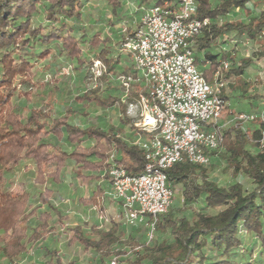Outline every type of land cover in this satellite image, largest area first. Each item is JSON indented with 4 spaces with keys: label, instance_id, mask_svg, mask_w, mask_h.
<instances>
[{
    "label": "trees",
    "instance_id": "16d2710c",
    "mask_svg": "<svg viewBox=\"0 0 264 264\" xmlns=\"http://www.w3.org/2000/svg\"><path fill=\"white\" fill-rule=\"evenodd\" d=\"M92 1L99 0H0V258L9 264H23L21 257L31 247L58 233L56 242L64 234L68 246L80 245L84 252L92 251L95 264H109L110 260L128 254L122 259L126 264H264V144L256 141L262 136L264 123L261 128L251 129V134L236 126L223 131V158L227 167L234 177L243 174L250 179V186L236 182L221 187L209 179L205 165L189 161L167 169L171 187L182 186V203L173 201L169 210L157 218L155 240L145 241L141 234L124 238L122 223L114 220L107 229L91 226V234L80 224L66 226L67 217L52 201L54 191L50 184H62L70 165L75 179L90 181L100 178V173L108 169L113 152L119 154L116 162L130 174L141 173L146 162L143 149L124 140V130L119 124L98 123L106 114L90 118L87 124L79 118L71 121L75 113L89 117L87 110L91 105L97 110L113 109L120 95H103L92 85L73 95L76 109L68 107L62 113L54 106L59 84L66 78L60 77L66 67L59 59L60 54L76 62L77 72H83L93 60H101L107 69L102 76L105 80L111 81L109 76L115 74L117 78L121 73L136 77L135 69L116 70L120 58L114 57V53L122 52L121 45L133 28H126L123 33L119 30L115 34L117 39L99 32L90 35L84 7ZM100 1L116 16L121 29V22L129 14L130 0ZM133 1L138 2L135 13H139V18L143 8L166 0ZM196 2L193 17L209 19L192 43L196 62L201 60L199 53L206 51L204 59L216 67L222 59L231 61L226 77L251 71L253 58H264V0ZM40 16L45 22H38ZM47 23H59L60 27ZM260 37L263 39L251 57L237 60L234 49L222 54L215 50L220 42L230 38L236 44L255 42ZM40 60L47 61V69L55 65L56 73L37 80L36 66ZM21 84L29 89H21ZM141 92H145L143 86L134 82L129 100ZM67 94H72L69 86ZM21 97L28 103L20 104ZM126 107L120 102L122 116L115 117L135 133ZM111 114L114 116L113 111ZM250 142L253 150L247 148ZM214 153H210L211 158ZM21 161L35 164L34 182L44 186L38 195L12 187L15 180L8 176ZM102 194L99 187L88 200H82L96 206ZM198 203L201 206H195ZM100 210L103 213L104 208ZM243 232L254 234L258 240L261 254L258 259L238 260L239 251L245 249ZM41 246L42 264H66L57 243Z\"/></svg>",
    "mask_w": 264,
    "mask_h": 264
},
{
    "label": "built area",
    "instance_id": "2783aa9c",
    "mask_svg": "<svg viewBox=\"0 0 264 264\" xmlns=\"http://www.w3.org/2000/svg\"><path fill=\"white\" fill-rule=\"evenodd\" d=\"M196 8V0H166L143 8L121 45L136 70V77L121 73L116 78L124 93L126 115L136 129L129 142L143 149L146 162L141 173L130 174L116 162L113 152L105 174L111 184L110 196L122 204L125 224L135 226L151 218L149 239L155 221L173 203L167 169L185 161L208 165L210 153L222 146L226 127L236 126L249 133L250 127L261 128L264 123V98L245 112L232 109L222 94L228 83L229 59H222L215 68L213 83L199 68L192 43L209 19L193 17ZM92 68L99 77L107 72L101 60H93ZM134 82L145 92L129 100ZM256 141L264 144V130Z\"/></svg>",
    "mask_w": 264,
    "mask_h": 264
},
{
    "label": "rangeland",
    "instance_id": "374dc122",
    "mask_svg": "<svg viewBox=\"0 0 264 264\" xmlns=\"http://www.w3.org/2000/svg\"><path fill=\"white\" fill-rule=\"evenodd\" d=\"M127 1V0H126ZM130 4L128 3L127 8L128 17L127 20L121 22V29H120V22L117 20L116 16L111 14L109 7H107L102 1H92L88 2L85 7V14L89 18V23L87 24V28L89 34L92 35L93 33L99 32L105 36H111L114 39H117L115 34L118 33L119 30L123 33L126 28H134L138 21V14L135 13V9L137 8V1L130 0ZM133 3V4H132ZM238 13H235L237 16ZM45 22L43 16L38 17V22ZM48 24V23H47ZM55 26L57 28L60 27V24H48ZM110 25L111 28L106 29V26ZM120 35V34H118ZM263 37L258 38L257 41H249L248 43L238 42L235 44L236 40L230 38L226 40V42H220V44L215 47V50L222 54L226 50H233L234 49V56L236 59H240L242 57L252 56L253 53L256 51L257 47L261 43ZM61 61L65 62V68H63L62 72L60 73V77L63 75L66 78H62L61 83L59 84V93L55 99L56 101V108L60 112H65L66 108L70 107L71 109L74 108L72 103V97L74 93H79L83 89L87 87H91L94 84H97V87L100 89V92L103 95L107 93L110 94H119V86L117 82L113 80L112 76H109L110 80H105L102 77L97 75L96 70H93L92 64L85 65L83 72L76 71V62L68 59L65 54L58 55ZM119 56L120 62L117 65L116 70L123 72V68L127 69H135L134 63L131 57L126 52H116L114 53V57ZM253 69L247 72L244 75H231L227 77V85L222 88V94L227 96L231 108L236 111H251L253 108L257 106L256 100L264 98V58L254 57L253 58ZM47 61L40 60L36 66V77L37 80H42L45 77H49L51 74H55L57 68L53 65L50 69L45 67ZM198 66L202 68L203 63L198 59L197 62ZM204 70V68H203ZM81 73V74H80ZM97 75V76H96ZM115 74H113L114 76ZM205 78L209 82H214V78L209 73V71H205ZM72 85L73 89L72 95L67 94V86ZM21 89H29L27 85H20ZM19 103L25 105L28 103L26 99L19 98ZM75 109V108H74ZM80 112V110L78 111ZM87 113L89 114V118L100 115L102 111L98 112L94 106H89ZM77 114V113H75ZM107 117V115H106ZM113 116H111L112 118ZM80 119L81 122L87 123L89 121L88 117H83L82 114H78V116L71 117V121L73 119ZM111 118H108L111 120ZM251 134V127L249 128ZM249 149H254L253 142H250L247 146ZM225 151V146H222L214 153L211 158V161L208 165H205V169L207 171V175L210 180H214L220 185L221 187H227L236 182L242 183L245 187L251 185L250 179H248L245 175L240 174L237 177H234L232 170L227 167L226 160L223 158V154ZM26 165V162L22 161L19 165L14 166L11 169V172L8 177L11 179L16 180V186L20 187V185L25 186L31 193L34 195H38L43 189L44 186H38L33 183V179L35 177L34 173V166H29V169L24 170L23 167ZM74 177L70 173V167L66 169V180L62 185H54L53 189L55 190L54 197L52 198L53 203L55 206L59 208L63 213H65L69 217V223L71 225L74 224H81L83 223L86 227V230H89V226L94 223L99 222V217L102 215L99 206L93 205H86L82 202L81 198L85 197L88 198L91 193L96 189L99 181H91V182H84L82 180H78L74 185L71 184V177ZM14 186V185H13ZM174 190V197L173 201H178L182 203V186L177 185L173 187ZM105 209L103 210L104 214L107 213L112 217L115 216V219H123V212L120 213L119 208L115 205V202L107 200L104 201ZM195 206H201V203L196 204ZM212 212V210H210ZM103 214V215H104ZM125 232L127 234L134 233V234H141L142 238L145 241L155 240L158 235L157 232L154 231L153 238L149 239L148 232L149 229L147 227L143 231H133L132 228L127 227L124 225ZM146 230V231H145ZM139 232V233H138ZM61 233V232H60ZM244 237L245 249L239 251L238 260L241 262H247L250 258L258 259L260 254V247L259 242L255 238L254 234L251 233H242ZM59 236L58 233L50 234L46 237L45 240L41 241L40 243L36 244L35 246L31 247L29 251L21 257V262L23 264H42L43 262V249L41 245L49 244V243H56L55 238ZM60 238L58 239L59 242L57 243L58 248H60L63 256L64 262L68 264L72 261L73 264H95L96 259L94 255L91 253L92 251H87L86 253L82 251L81 246L76 247H68L66 246V241L64 234H60ZM127 236L124 235V238ZM127 251L130 250L128 246H125ZM139 249L137 248L136 251ZM123 256L122 258L112 259L109 261V264L115 261L114 264H126L125 259ZM0 264H9L4 259L0 258Z\"/></svg>",
    "mask_w": 264,
    "mask_h": 264
},
{
    "label": "crops",
    "instance_id": "0c3cea01",
    "mask_svg": "<svg viewBox=\"0 0 264 264\" xmlns=\"http://www.w3.org/2000/svg\"><path fill=\"white\" fill-rule=\"evenodd\" d=\"M141 17V16H140ZM140 17L138 18V21H139V19H140ZM137 21V22H138ZM106 29H109V26H106ZM205 53H206V51H204V52H200L199 53V57L201 58V62L203 63V66H202V68L199 66V68L202 70V72L204 73V75H205V71H209V73H211V75L213 76V73H214V70H215V68H216V65L215 64H213V62H211V61H209V60H205L204 59V57H205ZM234 54V53H233ZM220 58H218V60H219ZM203 68H204V70H203ZM131 70V69H130ZM113 78V80L114 81H116L117 82V85L119 86L120 84H119V82H118V80L115 78V76H113L112 77ZM69 87H70V89H73V87H72V85H68ZM119 94L118 95H120V97H121V99H120V101L119 102H117L115 105H114V107H113V109H107V110H99L98 109V112L100 111H102V113L100 114V115H95V116H93V117H91V118H94V117H96V116H101V115H104V114H106L107 115V117H106V115H105V119L104 118H102V119H99L98 120V123H100V124H103V125H108L109 123H111V124H119L120 125V127L124 130V133H123V138H124V140L127 142V143H130L129 142V139H134L135 138V133H132V131H131V128L129 127V125H125V126H123L122 124H120V122L117 120V118L115 117V115H119V116H122V112L120 111V102L121 103H124L123 101H122V98H123V96H124V93H123V91H122V89L119 87ZM66 91H67V89H66ZM73 94V93H72ZM71 94V95H72ZM77 93H74L73 95H76ZM262 99V98H261ZM261 99H257L256 100V104H258V102L261 100ZM55 104H56V101H55V103H54V106H55ZM71 104H73V103H71ZM125 104V103H124ZM126 105V104H125ZM73 106H74V108L76 109L77 107H75L76 105L75 104H73ZM79 107V106H78ZM55 108H56V106H55ZM73 108V109H74ZM57 109V108H56ZM96 109V108H95ZM97 110V109H96ZM59 111V110H58ZM111 111H113L114 112V116H113V114H111ZM62 113H64V112H62ZM78 114H80V113H77L76 114V116H78ZM75 116V117H76ZM83 116V115H82ZM111 116H113L112 118H111ZM84 117V116H83ZM90 117V116H89ZM88 117V118H89ZM108 118H111V120H109ZM90 119V118H89ZM74 120V119H73ZM88 123V122H87ZM87 123H85V124H87ZM131 144V143H130ZM115 154H116V157H118L119 156V154L118 153H116V152H114ZM22 162V161H21ZM20 162V163H21ZM24 162H26V165L23 167V169L24 170H26V169H29L28 167L30 166H34V173H35V177H36V166H35V164L33 163V161H24ZM19 163V164H20ZM18 164V165H19ZM70 167V173H71V165L69 166ZM73 175V174H72ZM35 177H34V179H35ZM34 179H33V183L35 184V182H34ZM65 180H66V178H65ZM71 184L72 185H74L75 186V184H76V182L79 180V179H75V176L73 177H71ZM99 181V183H98V185H97V187H96V189L91 193V195L97 190V188H101L102 189V191H103V194H102V196H101V198L99 199V202H98V204L96 205V206H99V208H101V207H103L104 209H105V203H104V201H105V199L107 198V200H108V202L109 201H113V202H115V205L119 208V210H120V213H122L123 212V207H122V204L119 202V201H116V200H114L111 196H110V194H109V192H110V190H111V184H110V182H109V180H108V178H107V176H106V174H105V170L104 171H102L101 173H100V178H98V179H93V180H90V181H87V182H91V181ZM16 181V180H15ZM65 182V181H64ZM63 182V183H64ZM84 182H86V181H84ZM62 183V184H63ZM62 184H56V183H52V184H50V187H52L53 188V186L54 185H62ZM14 185V186H13ZM12 185V187H17L16 186V182L14 183ZM20 188H25V189H27L25 186H23V185H20ZM28 190V189H27ZM29 191V190H28ZM53 191H54V194H55V190L53 189ZM31 192V191H30ZM32 195H34L33 193H31ZM90 195V196H91ZM89 196V197H90ZM89 197L88 198H85V197H83V198H81V200L82 199H85V200H88L89 199ZM82 202L84 203V204H86V205H92V204H88V203H86V202H84L83 200H82ZM93 206H95V205H93ZM42 208H46L45 206H43ZM59 211H61L59 208H57ZM62 212V211H61ZM104 212V211H103ZM63 213V212H62ZM102 213V212H101ZM66 217H67V223H66V226H74V225H78L79 223H77V224H74V225H71L70 223H69V217L65 214V213H63ZM104 213H102V215L99 217L100 219H99V222L98 223H94V224H91L90 226H89V230L87 231L86 230V227H85V225L83 224V223H81L80 225H83V227H84V229H85V232L87 233V234H91V231H90V229H91V226H95V227H97V228H99V229H107V227H108V225L110 224V222L111 221H118V222H121L122 223V225H123V228H124V225H126L127 227H130V228H132L133 229V231H143L146 227H147V229H149V227H148V222L151 220V218L150 217H146L145 218V221L143 222V223H139V224H137V225H127V224H125L124 223V219H115V216L114 217H112L111 218V216L109 215V214H107V213H105L104 215H103ZM55 218V217H54ZM53 219V218H52ZM125 230V229H124ZM126 231V230H125ZM139 233V232H138ZM125 235L128 237V236H137V235H139V234H134V233H129V234H127L126 232H125ZM65 237V236H64ZM126 237V238H127ZM66 241V240H65ZM56 243H58V242H56ZM66 246H68L67 245V243H66ZM77 245H74V246H68V247H76ZM78 246H80V245H78ZM82 247V246H81ZM83 248V247H82ZM82 251H84L83 249H82ZM87 251H85V253H86ZM70 262H72V261H70ZM69 262V263H70Z\"/></svg>",
    "mask_w": 264,
    "mask_h": 264
}]
</instances>
